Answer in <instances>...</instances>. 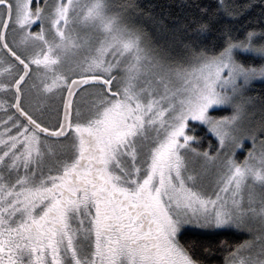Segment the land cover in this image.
Returning <instances> with one entry per match:
<instances>
[{
	"label": "snow or ice",
	"instance_id": "6c2138e0",
	"mask_svg": "<svg viewBox=\"0 0 264 264\" xmlns=\"http://www.w3.org/2000/svg\"><path fill=\"white\" fill-rule=\"evenodd\" d=\"M168 7L0 0V264H264V0Z\"/></svg>",
	"mask_w": 264,
	"mask_h": 264
},
{
	"label": "trees",
	"instance_id": "16d2710c",
	"mask_svg": "<svg viewBox=\"0 0 264 264\" xmlns=\"http://www.w3.org/2000/svg\"><path fill=\"white\" fill-rule=\"evenodd\" d=\"M141 7L147 10L148 8H153L155 12H167L171 11L173 13L178 12L179 9L172 7L169 9V5H177L181 3L191 4L193 0H137ZM151 31V29H150ZM254 90L251 92L253 96H264V83L256 82L253 85ZM211 139V137H209ZM230 239H243V237H229Z\"/></svg>",
	"mask_w": 264,
	"mask_h": 264
},
{
	"label": "rangeland",
	"instance_id": "374dc122",
	"mask_svg": "<svg viewBox=\"0 0 264 264\" xmlns=\"http://www.w3.org/2000/svg\"><path fill=\"white\" fill-rule=\"evenodd\" d=\"M9 38H11V36H9ZM251 94V93H250ZM248 146H250V145H248ZM248 237H243V239H247Z\"/></svg>",
	"mask_w": 264,
	"mask_h": 264
}]
</instances>
